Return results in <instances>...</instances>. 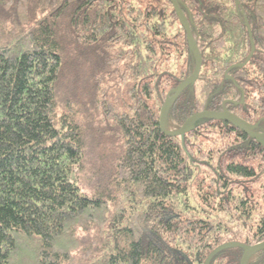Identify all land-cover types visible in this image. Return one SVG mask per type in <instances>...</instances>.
Segmentation results:
<instances>
[{"label": "trees", "instance_id": "1", "mask_svg": "<svg viewBox=\"0 0 264 264\" xmlns=\"http://www.w3.org/2000/svg\"><path fill=\"white\" fill-rule=\"evenodd\" d=\"M177 2L202 69L167 127L263 133L264 0ZM195 66L170 0H0V264H241L264 241V145L160 128Z\"/></svg>", "mask_w": 264, "mask_h": 264}, {"label": "water", "instance_id": "2", "mask_svg": "<svg viewBox=\"0 0 264 264\" xmlns=\"http://www.w3.org/2000/svg\"><path fill=\"white\" fill-rule=\"evenodd\" d=\"M176 10V12L178 13L181 22L186 30L187 33V37H188V41L190 44L191 49L193 50V52L195 53L196 56V66L194 69V72L192 73V75H190L186 80H184L176 89H174L173 91V95L169 98L166 99V101L164 102L162 108H161V112H160V128L162 130V132L166 135L169 136H184L185 133H187L188 131H190L193 127V124L200 118L203 117H213V118H219V119H223L226 120L230 123H232L234 126H236L237 128H239L240 130L244 131L245 133H247L248 135H250L251 137L257 139L261 144L264 145V132L263 133H259L257 132V127L258 125H251L249 123H247L246 121H244L243 119L239 118L238 116L228 112V111H222V112H212V111H203L197 114L192 115L191 117H189L185 123L183 124V126L181 128H178L176 130H169L167 125H166V120H167V115L168 112L171 108V105L174 101H176V99L180 96V94L191 84L195 83L196 80L199 77V74L201 72L202 69V55L200 52V49L197 45L196 39L194 38L192 32H191V28L190 25L188 23V20L186 18V16L184 15L183 11L181 10L177 0H170ZM254 45L252 46V52L251 55L254 53ZM228 244L222 245L218 248H216L214 251H212V253L209 255V257L207 258L205 264H210L211 260L221 251H223L225 248H227ZM264 249V241L258 244H255L253 246H249V247H245V251L244 254L242 256L241 259V264H249L250 261L253 259L251 258V256L254 255L260 251Z\"/></svg>", "mask_w": 264, "mask_h": 264}, {"label": "rangeland", "instance_id": "3", "mask_svg": "<svg viewBox=\"0 0 264 264\" xmlns=\"http://www.w3.org/2000/svg\"><path fill=\"white\" fill-rule=\"evenodd\" d=\"M168 129L169 130H176V129H178V127H176V126H169ZM251 258H253V255L251 256Z\"/></svg>", "mask_w": 264, "mask_h": 264}]
</instances>
